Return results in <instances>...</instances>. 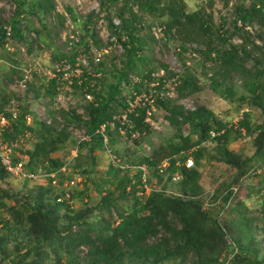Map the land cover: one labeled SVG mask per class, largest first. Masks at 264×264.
Listing matches in <instances>:
<instances>
[{
  "label": "trees",
  "instance_id": "16d2710c",
  "mask_svg": "<svg viewBox=\"0 0 264 264\" xmlns=\"http://www.w3.org/2000/svg\"><path fill=\"white\" fill-rule=\"evenodd\" d=\"M133 1L138 2L142 9H148L153 14L157 13L159 19L167 18L164 32L168 37L174 31L186 34L183 47L187 42H194L198 38L203 39L207 44L203 57L206 61L216 60L220 63L212 69V89L218 92L225 82L238 80L245 92L247 105L252 111L259 110L263 121L253 125L252 111L246 114L243 112L238 122H235L238 124H235L234 128L230 123L216 117L213 111L205 106L191 111L185 110L172 101H158L157 107L167 113V121L172 127L177 128L174 141L180 139V142L170 144L169 158L164 160L159 156L154 159L144 158L137 167L146 165L148 169H154L155 175L168 177L170 182L174 183L177 194L166 190H153L142 201L135 197L133 208L120 211L117 200L126 199L130 191L136 195L137 188L141 185L142 172L139 171L137 182L124 178L113 192H109L101 199L98 206L99 210L106 211L110 217L113 210L117 211L120 222L116 224L115 220H106L104 217L99 223L91 222L90 217L94 209L87 208L79 212L73 210L67 201H59L63 192L54 190L50 181L47 186H40L36 191L30 190L26 196L11 195L8 191L0 189V225H2L0 264H264V238H259L260 234L264 235V196L261 201H258L263 207L261 217L257 215L251 217L253 210L245 205V200H241L242 177L246 175L252 162L264 160V36H260L263 46L254 42H251L252 48H249L247 44L235 45L231 41L230 30L225 28L228 24L215 26L204 10L189 14L180 8L176 0L168 3L164 0ZM225 1L228 5V0ZM238 1L234 9L236 19L231 23L233 31L240 32L252 24L264 29V0H254L250 6L246 5V0ZM104 2L116 1L105 0ZM43 3H45L46 12L53 9V0H43ZM125 3V7L128 8L127 1ZM128 10V17L122 15L120 29L114 26L111 18L109 19L112 34L122 43L125 55V61L120 70L112 60L114 70L112 76L116 81L115 84L105 89L101 80L88 77L86 74L87 83L82 87L76 84V87L79 89L88 87V93L93 95L95 104L89 105L86 119L79 116L75 110L64 115L67 125L72 124L73 121L77 125L84 124L86 133L91 136L92 141L78 144L77 152L82 154L84 150H87L89 158L92 159L98 150L113 153L111 148L115 144L114 134L117 135V133L108 131L110 147L107 149L104 138L97 134V131L117 114L115 110L122 94V84L129 83L131 73L138 67V63H146L149 59L143 55L147 42L138 36L141 28L138 26L141 25V21L133 9L128 8ZM24 11L19 5L17 16L12 22V36L15 42L27 46L32 53L34 40L26 36V26L21 20ZM68 11L72 13L71 9ZM92 19L93 17H90L88 22H84L86 35L82 41L87 44L92 42L94 46H98L100 38L89 28ZM239 23L242 28L239 27ZM122 33L126 36L124 41ZM37 34L39 35L38 32ZM5 37L4 29L0 27V48L3 46ZM209 38L217 41L216 46H212L213 42H207ZM86 50L90 51V48L87 47ZM213 55L217 58H212ZM65 59V56L57 58L58 61ZM75 59L76 56H73L71 62ZM10 62L12 67L16 68V62L11 58ZM105 66V62L97 64L94 71L106 75ZM159 70L167 71L168 67L165 65L155 67L148 71L144 79L152 81L151 75ZM162 80L159 79L160 84ZM6 82H13V76H6ZM92 83L95 84L94 88L90 87ZM55 87V82H51L46 94L54 97ZM162 87L163 85L160 89ZM199 89L198 80L192 74L182 78L177 85L181 97L192 95ZM233 90V87L228 88L226 92H222V97H230ZM12 98L13 95L8 88L0 91V114L4 113ZM126 106L127 101H122V109ZM145 114L146 109L140 110L139 117L134 118L138 130L147 126ZM27 115H32L28 108L24 109L19 119L6 130L3 141L18 139L26 131H30L32 138H36L32 148L25 152H22L23 148L17 150L20 155L29 157L27 170L35 171L40 167L49 173L61 170L68 162L64 158L53 155L63 150L72 137L67 130L58 132L45 122H39L36 119L32 126H27L25 120ZM185 126H188L190 132L187 137L184 136L183 131ZM212 132L217 134L215 138H212ZM235 134L239 138L244 135L253 138L256 150L251 158H245L229 149L231 143L237 139ZM208 143L217 144L214 152L216 162L238 172L236 186L228 189L223 196L222 208L227 215L237 209L240 218L221 219L220 216L224 214V211L212 217L214 209H205L208 199L205 201L203 199L199 168L201 159L209 153V149L205 147ZM193 149H196L193 152L195 167L187 169L183 164L177 167L176 163L185 162L189 157L188 153ZM166 161L169 166L163 174H160L159 168ZM70 167L75 173L81 164H76L74 169L71 164ZM114 168L119 172H130V167ZM177 172L181 179L173 182L172 177ZM7 175L0 167V179H6ZM67 178L74 179L73 174L68 177L63 176L61 185ZM85 180L84 184L91 181L86 177ZM260 185L257 194L264 195V179ZM128 189L131 190L128 191ZM85 191L88 190L85 189ZM117 193H121L118 198H116ZM72 196L74 198L73 190ZM218 196L219 194L214 192L210 201L216 202ZM11 197L15 203L8 207L4 200ZM248 199H251V196ZM64 210L66 212L62 214ZM241 225L247 228L243 230L240 228ZM83 248L87 252L81 256ZM64 259L66 263H63Z\"/></svg>",
  "mask_w": 264,
  "mask_h": 264
},
{
  "label": "rangeland",
  "instance_id": "374dc122",
  "mask_svg": "<svg viewBox=\"0 0 264 264\" xmlns=\"http://www.w3.org/2000/svg\"><path fill=\"white\" fill-rule=\"evenodd\" d=\"M105 0H53V9L46 12L45 3L43 0H0V27L11 24L17 16L19 5L25 10L21 15V20L26 26V36L30 40H34V49L30 53L27 46L26 54L16 49L15 52H7L3 48H0V91L3 88H8L13 95V98L19 101L21 106V114L24 109L28 108L29 112L36 117V120L41 122L42 118L49 117L53 120V128H58L59 120H62V130H67L72 139L66 143V147L55 153L54 157L64 158L66 162H69L72 168L76 164H81V167H77V171L80 174L91 181L86 184L81 183L73 190L74 191V204L71 205L72 209L79 212L88 209H94L91 214V222H101L104 217L106 220H115L116 224L119 223V213L115 210L112 211L110 217L106 211H101L98 206L101 203V199L105 197L109 192H113L119 182H122L124 178H128L132 182H137V175L139 170L136 169L137 164L144 158H156L162 157V160L169 158V146L172 143H179V140L174 141V137L177 134V128L172 127L166 119L167 113L163 109L157 107V112L154 116L155 126L147 125L143 129H139L142 133V137L139 141L123 140L118 135L114 134L115 144L112 146V156H116L124 167H130V172H119L118 167L112 163L109 152L98 150L94 155V159L89 158L87 150H84L82 154L78 153L76 156L74 152L77 150L80 137L86 128L84 124L77 125L76 122L67 125L64 115L72 110H75L79 116L87 118V110L91 103L85 98V92L83 89H79L76 85L73 86L72 98L68 99V92L63 89V96L65 98L63 104L56 102V96H48L46 91L48 87L46 82L48 78L35 76L32 83L29 84L28 90L23 91L18 85V81L23 74V68L25 62L32 64L40 63L43 67L51 69L52 66L60 61L57 60L59 56H65L69 61L73 56H81L87 54L89 56V62L92 69L95 68L97 63L94 60V53L88 52L86 49L92 45L83 43L82 38L86 35V27L84 22H88L90 17H93L92 23L89 28L93 30L100 38V43L97 46L100 50L108 49V53H104L102 62H105L106 66L104 71L106 75L101 73V77L94 78L101 80L108 88L111 84H115L113 78L112 60H114L117 68H122L125 61V55L121 48V42L118 38L112 35V29L110 28L109 19H113L116 23H119V27L122 21V15L128 17L129 10L133 9L137 13L141 25L138 36L147 42V46L144 51V56L148 57L146 63H138V67L133 69L131 73L129 83H123L121 86L122 94L116 104V113L122 111L121 102L128 101L131 94L134 91H139L145 87L146 81L144 79L147 76L148 71L160 65L168 67L167 71H156V74L164 72V78L169 80L170 88L173 94L172 99L169 101L174 104L183 107L185 110H195L198 107L205 106L213 111L216 117L223 119L225 122L230 123L235 128V122H238L242 113L251 112L252 109L247 105L245 101V92L241 87V82L234 80L233 82L227 81L223 84V87L215 92L211 87V76L213 74L212 69L219 66V62L216 60H208L203 57V53L207 44L201 38L194 42H187L184 47V39L186 34L174 31L170 37L165 32L163 36L155 32L158 28L165 30V23L167 18H158L157 13H152L148 9H142L138 2L133 0H115L116 2L106 3ZM127 1L128 8L125 7ZM171 0H164L165 3ZM185 12L192 14L199 10H204L206 16L212 19L215 26L227 23L226 29L230 30L231 41L235 45L247 44L249 48H252L251 42L256 43L259 46H263V40L260 36H264V29L256 24L249 25L242 29L240 32H235L231 28V23L236 19L234 9L239 3L238 0H228V5L225 0H176ZM254 0H246V5L250 6ZM41 3V5H40ZM40 7H39V5ZM72 10V13L68 11ZM90 10H94L91 14ZM98 11V13L96 12ZM84 18V19H83ZM86 20V21H82ZM77 20V25H74V30L77 33L78 39L81 36L82 45H76L73 47L70 45L71 36V23ZM81 20V21H79ZM115 24V23H114ZM239 27L242 26L239 24ZM157 28V29H156ZM39 33V35L37 34ZM72 34H74L72 32ZM125 33H122V37ZM115 38V39H114ZM124 40V39H123ZM126 40V39H125ZM211 40V41H209ZM207 42H213L212 46H216L217 41L214 39H208ZM115 45V46H114ZM11 60L16 62V68L12 67ZM212 58H217L213 55ZM101 62V63H102ZM194 75L198 80L199 91L189 95L187 97H181L177 90V85L180 84L182 78L187 75ZM13 76V82L7 83L6 76ZM68 86V83H65ZM233 87V94L230 97H222V92H226L228 88ZM64 88V86H63ZM78 88V89H77ZM104 89V90H105ZM12 98V99H13ZM93 98V97H92ZM11 99V100H12ZM39 114H42L40 116ZM252 124H260L263 121V116L259 110H253L251 116ZM34 124V123H33ZM52 127V126H51ZM238 128V127H237ZM236 130V129H235ZM56 131H58L56 129ZM58 131V132H61ZM184 136L189 135L188 126H185ZM242 133H244L242 131ZM235 139L229 149L243 155L245 158H251L255 153L254 140L249 136L238 137L235 134ZM36 138L30 140H24L21 143L23 148L22 152L32 148ZM110 145V144H109ZM209 149L207 153L200 161L201 180L200 184L203 188V199H211L214 192L218 193V199L216 202L211 201L213 206L205 207V209H214L212 211V217L218 215L221 211L224 214L220 216L221 219L233 220L240 218L237 209L234 207V212L227 213L223 210V196L228 189L233 188L238 177V172L222 163L216 162L214 159L216 143H208L205 145ZM193 149L188 153L190 157H193ZM15 156L19 158L21 155L19 152H15ZM79 156V157H78ZM195 160V159H194ZM120 164V165H121ZM114 167H113V166ZM134 165V166H132ZM122 166V167H123ZM113 168V171H112ZM74 169V168H73ZM71 173L68 175L70 176ZM94 175V177H92ZM149 181L150 186L154 190H166L170 193L177 194L174 183L170 182L168 177H162L155 175L154 169H149ZM66 177V176H64ZM264 179V160L260 162H252L249 165L248 172L242 177V189L241 200H245V205L250 207L251 217L262 215L261 201L264 195L259 192L260 182ZM108 181V182H107ZM48 182H30L11 178L7 175L6 179H0V189L8 191L11 195L26 196L30 190H37L40 186H47ZM87 189L88 191H85ZM131 189H128L130 191ZM138 190V188H137ZM126 199H118L117 207L120 211L125 209H131L134 206L135 197L141 201L145 198H140L130 191ZM85 193V194H84ZM264 193V192H263ZM84 194V195H83ZM121 193L116 194V198L120 197ZM251 196V199H248ZM8 207L13 206L15 200H4ZM259 210H256V209ZM242 210V209H241ZM66 210L62 212L64 214ZM10 215V214H9ZM9 218L7 217V220ZM245 230L247 227L240 226ZM264 235L260 234L259 238L263 239ZM84 256L87 252L85 248L82 249ZM262 256V255H261ZM261 259V257L259 258ZM66 263V260H63Z\"/></svg>",
  "mask_w": 264,
  "mask_h": 264
},
{
  "label": "built area",
  "instance_id": "2783aa9c",
  "mask_svg": "<svg viewBox=\"0 0 264 264\" xmlns=\"http://www.w3.org/2000/svg\"><path fill=\"white\" fill-rule=\"evenodd\" d=\"M90 14L94 10H90ZM98 13V11H96ZM84 19V18H83ZM82 21H86L83 20ZM113 20V19H112ZM81 21V20H79ZM71 23V36H70V45L75 47L76 45L80 44L81 36H77V33L74 30V25H77V20ZM115 23V24H114ZM113 24L116 28L119 27V23H116L113 20ZM241 25V23H239ZM122 25V21H121ZM242 26V25H241ZM4 32L6 34L5 41L3 43L2 48L9 52L13 53L16 49L26 54V48L15 42L13 39V26L12 23L3 26ZM157 29V28H156ZM120 31V30H119ZM163 28H158L155 32V35L159 37L157 34L163 36L164 34ZM72 32L74 34H72ZM113 35V34H112ZM115 36V35H113ZM116 37V36H115ZM115 39V38H114ZM123 39H126V36H123ZM123 40V41H124ZM115 46V45H114ZM90 51L94 53V60L97 64H100L103 60L104 53H108V49L100 50L97 46L93 44L89 47ZM121 48L124 52V47L121 44ZM23 68V74L21 79L18 81V85L21 90L27 91L28 86L32 83L35 76L45 77L48 78V82H46V86L49 88L51 82H55V96L56 102L58 104H63L65 98L63 96V89H66L68 92V99L72 98L73 93V86L78 85L82 87L84 84L87 83L88 77L92 78H99L101 77V73H97L94 69L91 68L89 62V56L87 54H83L81 56H76L74 62L69 61L68 59L62 60L52 66L51 69L43 67L40 63L32 64L30 62H25ZM86 74L88 77H86ZM152 81H146L145 87L139 91H134L130 98L127 101V106L122 109V111L118 112L117 114L113 115L112 119L108 121L106 124L102 125L101 128L97 131V134H100L104 138V145L107 149L110 147V138L108 135V131H114L117 133L118 137L123 140H132V141H139L142 137V133L137 129L134 118L139 117V111L146 109L145 114V123L150 126H155L154 116L157 112V102L158 101H169L172 99L173 94L170 88V82L166 78H164V72L161 74H156L154 72L152 75ZM159 79L162 80V84H160ZM77 81V82H76ZM68 83V86H65ZM161 85L163 87L160 89ZM64 86V88H63ZM91 88L95 87V84L92 83L90 85ZM88 87H85L83 90L85 92V98L88 103L95 104V100L93 95L88 93ZM93 97V98H92ZM42 116V114H39ZM21 116V106L18 100L13 98L9 105L6 107L4 113L0 114V167L11 177L19 180L30 181V182H51L52 188L54 190H62L63 194L60 197L59 201L65 200L67 201L70 206L74 204V198L72 196V190L76 189L79 184L84 183L86 180L80 174L79 171L73 173L70 163L68 162L61 170L57 172H47L43 168H38L35 171H28L27 165L29 163V157L21 155L19 158L15 156V152L22 148L21 143L24 140L32 139V133L30 131H26L24 135L20 138L11 140L9 142H4L3 136L6 130L13 124V122L17 121ZM36 117L34 115H27L25 117L27 126H32ZM59 120V127L55 128L58 131H61L63 126L62 120ZM41 122H45L48 126L53 125V120L49 117L42 118ZM212 138H215L217 134L215 132L211 133ZM92 141L91 136L84 132L79 139L78 144L81 143H89ZM109 152V157H111L112 163L118 167H122L121 161L117 159L116 156H112ZM78 154L77 150L74 152L76 156ZM189 156V155H188ZM16 160V161H15ZM184 165L187 169H192L195 167V160L193 157H187L185 162L178 161L176 163L177 167ZM169 163L166 161L164 162L160 169V174H163ZM140 172H142V180L141 185L138 186L137 196L140 198L148 197L152 192L153 188L150 186L149 182V169L146 165L135 167ZM73 174L74 179L72 180H64V184L62 183L63 176H68L69 174ZM181 176L177 172L173 175L172 181L178 182L180 181ZM213 196V194H212ZM211 196V198H212ZM211 199L209 198L206 202L205 207L213 206L210 204ZM2 229V225H0V230Z\"/></svg>",
  "mask_w": 264,
  "mask_h": 264
},
{
  "label": "crops",
  "instance_id": "0c3cea01",
  "mask_svg": "<svg viewBox=\"0 0 264 264\" xmlns=\"http://www.w3.org/2000/svg\"><path fill=\"white\" fill-rule=\"evenodd\" d=\"M39 5V4H38ZM40 5H41V3H40ZM40 5H39V7H40ZM158 174V173H157ZM66 177H68V176H66ZM67 180H68V178H67ZM43 183V182H42ZM47 184V183H46Z\"/></svg>",
  "mask_w": 264,
  "mask_h": 264
}]
</instances>
